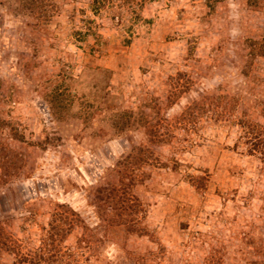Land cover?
Masks as SVG:
<instances>
[{"label": "rangeland", "instance_id": "1", "mask_svg": "<svg viewBox=\"0 0 264 264\" xmlns=\"http://www.w3.org/2000/svg\"><path fill=\"white\" fill-rule=\"evenodd\" d=\"M0 197L1 264H264V0H0Z\"/></svg>", "mask_w": 264, "mask_h": 264}, {"label": "trees", "instance_id": "2", "mask_svg": "<svg viewBox=\"0 0 264 264\" xmlns=\"http://www.w3.org/2000/svg\"><path fill=\"white\" fill-rule=\"evenodd\" d=\"M253 2H257V1H260V0H252ZM236 125L239 126L241 132H240V135L242 136V134H246L247 133V129L249 128V124H246L245 122H242V121H235ZM6 194V193H5ZM1 198V197H0ZM3 209V208H2ZM1 264V263H0Z\"/></svg>", "mask_w": 264, "mask_h": 264}]
</instances>
